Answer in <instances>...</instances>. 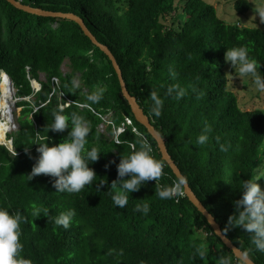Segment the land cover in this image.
<instances>
[{"label": "trees", "instance_id": "16d2710c", "mask_svg": "<svg viewBox=\"0 0 264 264\" xmlns=\"http://www.w3.org/2000/svg\"><path fill=\"white\" fill-rule=\"evenodd\" d=\"M21 2L76 14L109 47L128 91L165 138L197 197L226 236L255 263L264 264V252L256 250L250 234L242 227H227L244 181L257 179L264 164V110H242L224 70L227 48L243 46L264 77V29L227 24L206 0ZM250 6L248 0L235 2L240 13ZM66 59L70 70L63 73ZM2 71L13 81L19 98L15 106L20 110L16 130L7 135L13 140L12 148L0 143V207L20 210L26 218L21 223L23 259L30 264H220L226 258L230 264H245L186 195L160 199L161 188L173 186L178 179L162 159L156 141L135 119L112 61L79 23L32 14L0 0V75ZM32 80L40 84L38 90ZM177 85L185 91L180 99L167 91ZM98 88L104 89L103 99L93 104L87 96ZM152 91L163 100L159 117L151 111ZM61 106L69 118L75 112L89 122L86 148L96 147L101 153L89 165L97 175L93 185L74 194L56 192L54 178L48 175L28 178L39 157V145L32 144L37 132L49 137V147L68 139L70 129L44 131ZM35 108L40 109L33 113ZM206 125L211 128L209 139L198 145L196 139ZM119 128L123 132L118 133ZM137 133L152 146L163 174L157 183L148 181L130 193L127 206L120 208L110 195L118 189L110 185L117 179L121 156L131 154V144L139 149ZM117 139L121 144H116ZM222 144L227 151L220 150ZM144 203L150 206L147 215L135 210ZM33 205L49 209V216L33 218ZM68 209H74L76 216L65 230L54 219ZM197 250L205 253L203 259Z\"/></svg>", "mask_w": 264, "mask_h": 264}, {"label": "clouds", "instance_id": "9594fccd", "mask_svg": "<svg viewBox=\"0 0 264 264\" xmlns=\"http://www.w3.org/2000/svg\"><path fill=\"white\" fill-rule=\"evenodd\" d=\"M254 12L259 15L261 22H264V5H254ZM224 60L235 70L233 75L241 79L251 76L257 87L264 91V77L257 73V61L249 58L246 47L227 48ZM73 84L75 87H79L78 81L74 80ZM167 91L168 95L175 92L177 99L185 95V91L178 85L169 87ZM103 93L104 89L98 88L87 96V100L98 104L103 99ZM150 99L153 102L151 111L156 117H159L162 114L163 100L155 91L150 93ZM64 108L65 106H61L58 111L52 113L53 121L50 126L45 127L44 131L46 133L49 131L63 133L66 129H70L67 135L68 139H63L60 143L49 147L46 143L49 137L47 135L40 136L37 132L36 141L32 144L39 145L36 149L39 157L28 178L31 180L41 174L48 175L54 178L53 187L56 192L74 194L81 192L86 186L93 185L97 175L89 165L96 162L101 153L96 147L86 148L90 132L89 122L75 112L69 118L63 114ZM39 109L35 108L33 113ZM118 131L123 132V129ZM209 132H211V128L206 125L203 134L197 137L196 144H206ZM137 135L140 136L139 133ZM115 142L121 144L119 139ZM138 143L139 149L135 144H131V154L121 156L120 162L116 166L117 179L110 185L112 189H118L114 193L110 192V195L114 205L120 208L127 206L130 193L139 191L148 181L155 180L157 183L163 174V164L152 155L153 148L150 143L143 136H140ZM220 150L227 151L228 149L222 144ZM13 154L16 155L14 150ZM111 163H115V161ZM260 178H264V166L262 165L260 174L257 176V179ZM257 179L244 181L241 190L242 196L234 202L235 212L229 216L227 227H242L250 234L251 242L255 245L256 250L264 252V190L255 182ZM100 184L104 183L101 181ZM184 184L185 180L180 178L174 182L173 186L162 187L158 193L160 199H173L181 196ZM98 190H100L99 187ZM135 210L147 215L150 206L147 203L138 204ZM41 214L48 217L49 209L33 205L32 217L38 218ZM75 216L76 211L68 209L60 212L55 217L54 223L67 230ZM25 219L20 210L11 212L9 208L0 207V264H30V261L23 259L20 255L23 251L20 240L21 223ZM197 251L203 259L205 253ZM220 264H230V261L222 258Z\"/></svg>", "mask_w": 264, "mask_h": 264}, {"label": "water", "instance_id": "95a60500", "mask_svg": "<svg viewBox=\"0 0 264 264\" xmlns=\"http://www.w3.org/2000/svg\"><path fill=\"white\" fill-rule=\"evenodd\" d=\"M15 7L22 9L26 12L36 14L39 16H49V17H59V18H66L71 19L77 23L80 24L85 34L92 39V41L100 47L102 51L106 53V55L109 57V59L112 61L113 67L116 71V74L119 79L121 92L128 104L131 107V111L135 117V119L142 124L148 131V133L152 136V138L156 141L157 147L161 153L162 159L168 164V166L173 171L174 175L177 177V179L183 178L185 180V184L183 186V191L185 195L188 197L190 202L202 213V215L206 218L209 225L211 226L213 232L220 237L222 242L228 247L234 254V256L237 259H240L245 264H257L255 263L243 250L238 248L230 238L226 236V234L222 231L221 225L217 222L215 217L208 211V209L204 206L202 201L197 197L194 190L189 185L186 177L181 172L179 166L175 162V160L172 158L171 154L169 153L166 145V140L161 134V132L155 128V126L151 123L150 118L148 115L143 111V108L140 106L137 98L133 96L126 87V82L123 78V72L120 68L117 59L113 55L112 51L109 49V47L105 44L100 43L95 36L89 31V29L84 24L83 20L77 16L74 13L70 12H54V11H48L37 7H32L28 4H24L19 0H7ZM4 74V75H3ZM4 76L11 84L12 88L15 89L16 94V88L14 87L12 79L9 77V75L2 71L0 75V81L3 79ZM37 83V84H36ZM32 85L35 88H40V84L36 80H32ZM0 99H1V91H0ZM19 98L14 97L13 102H16ZM13 127H16V124H13ZM16 129V128H15ZM1 144L6 145L8 148H12L13 140L10 138L6 141H0Z\"/></svg>", "mask_w": 264, "mask_h": 264}, {"label": "rangeland", "instance_id": "374dc122", "mask_svg": "<svg viewBox=\"0 0 264 264\" xmlns=\"http://www.w3.org/2000/svg\"><path fill=\"white\" fill-rule=\"evenodd\" d=\"M206 1L215 6L218 16L222 20H224L227 24H237L240 26L259 27L264 29V22H261L259 15L254 12V5L257 6L264 5V0H248L251 6L250 9L247 10L245 13H240L235 8V2L237 0H206ZM61 70L63 71V73H67L70 70L69 61L67 59L62 64ZM224 70L228 76L230 89L237 94L239 107L242 110H253L256 108L264 110V91H261L257 87V85L254 83L253 78L251 76H247L241 79L233 75L235 70L232 69L228 63L226 64ZM40 78L44 79L43 74H40ZM15 95L16 94H14V97H16ZM24 99H29V98L27 97ZM19 110L20 109L19 108L17 109L16 106L13 109V116L16 124L15 128H17L16 117L19 113ZM104 128L105 126L102 125V129ZM15 130L16 129H13V131ZM262 150L264 151V146ZM260 169H258L257 171L258 176L260 174ZM259 186L261 187L262 190H264V181L260 183ZM198 234L200 235V233ZM201 235L204 236L205 233H201Z\"/></svg>", "mask_w": 264, "mask_h": 264}, {"label": "bare ground", "instance_id": "6f19581e", "mask_svg": "<svg viewBox=\"0 0 264 264\" xmlns=\"http://www.w3.org/2000/svg\"><path fill=\"white\" fill-rule=\"evenodd\" d=\"M0 141H6L7 135L15 129L13 109L15 102H13L15 89L12 88V84L3 76L0 82Z\"/></svg>", "mask_w": 264, "mask_h": 264}, {"label": "built area", "instance_id": "2783aa9c", "mask_svg": "<svg viewBox=\"0 0 264 264\" xmlns=\"http://www.w3.org/2000/svg\"><path fill=\"white\" fill-rule=\"evenodd\" d=\"M19 1H21V0H19ZM36 90H38L39 88H35ZM126 123H128V124H131V121L128 119V118H126ZM119 129H121V128H119ZM118 129V130H119ZM123 129V128H122ZM118 133H119V131H118ZM182 192H183V194L182 195H185V193H184V191H183V188H182Z\"/></svg>", "mask_w": 264, "mask_h": 264}]
</instances>
